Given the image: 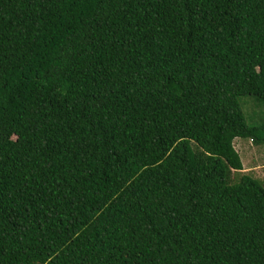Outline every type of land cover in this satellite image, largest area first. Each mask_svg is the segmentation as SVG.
<instances>
[{
  "label": "trees",
  "instance_id": "16d2710c",
  "mask_svg": "<svg viewBox=\"0 0 264 264\" xmlns=\"http://www.w3.org/2000/svg\"><path fill=\"white\" fill-rule=\"evenodd\" d=\"M264 0H0V264H264Z\"/></svg>",
  "mask_w": 264,
  "mask_h": 264
},
{
  "label": "rangeland",
  "instance_id": "374dc122",
  "mask_svg": "<svg viewBox=\"0 0 264 264\" xmlns=\"http://www.w3.org/2000/svg\"><path fill=\"white\" fill-rule=\"evenodd\" d=\"M238 100L246 123L264 122V103L253 96H241ZM232 144L239 155L242 168L239 171L230 169L227 173V182H236L242 174H247L259 180L264 186V144L256 145L243 138H234Z\"/></svg>",
  "mask_w": 264,
  "mask_h": 264
}]
</instances>
